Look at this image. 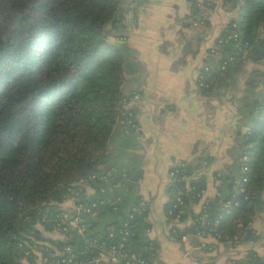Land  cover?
<instances>
[{
	"label": "trees",
	"instance_id": "1",
	"mask_svg": "<svg viewBox=\"0 0 264 264\" xmlns=\"http://www.w3.org/2000/svg\"><path fill=\"white\" fill-rule=\"evenodd\" d=\"M236 1L238 15L220 34L235 29L248 45L245 52H237L226 42L217 57L211 56L209 68L201 72L209 91L215 79L234 82L236 74L245 70L244 59H264V0ZM120 2L0 0V264H26L25 260L38 256L34 247L50 255L65 245L82 246L81 234L60 231L51 219L71 205L68 187L80 177L94 173L89 184L95 188L118 184L124 175L136 178L108 152L115 131L127 126L117 123L115 116L124 83L133 79L139 65L122 33ZM133 91L137 90L128 93ZM241 107L248 128L240 132L239 153L232 164L235 171L230 167L220 173L222 183L218 194L209 198L207 218L218 219L219 230L230 238L240 224L237 239L245 241L260 237L250 228L249 238L244 239L264 205L260 195L264 189V70L249 71ZM192 170V165L179 167L169 186L172 200L180 192L185 194L180 177ZM191 184L195 189L184 195L185 204L197 202L195 191L204 187L195 179ZM80 199L102 200L95 215L85 217V236L90 237H105L108 226L118 227L131 209L120 219L119 198L112 200L105 192L87 198L82 192ZM147 211L133 219L128 245L150 255L151 241L141 235L138 223ZM109 213L114 219L101 224L100 218ZM229 260V264H264V255L249 247Z\"/></svg>",
	"mask_w": 264,
	"mask_h": 264
},
{
	"label": "crops",
	"instance_id": "2",
	"mask_svg": "<svg viewBox=\"0 0 264 264\" xmlns=\"http://www.w3.org/2000/svg\"><path fill=\"white\" fill-rule=\"evenodd\" d=\"M120 6L124 13L122 33L140 64L123 89L137 90L140 97L129 106L131 123L125 129L118 127L108 152L124 172L131 169L136 178L124 175L123 181L108 187L86 184L84 195L92 198L105 192L112 200L119 198L123 205L120 219L139 196L147 198L148 211L138 223L141 235L151 241L149 249L156 253L154 264H229V258L242 256L251 245L264 255L263 234L260 241L237 240L231 244L219 242L212 235L194 236L191 218L199 210L201 199L184 204L180 218L167 212L174 177L171 168L192 165V172L180 178L184 190L195 179L213 198L222 183L220 173L232 167L238 156L240 132L248 128L241 107L244 76L251 69L264 70V59L248 61L247 69L236 74L234 82L215 79L211 91L201 74L213 59L211 44L238 15L237 1L121 0ZM144 37L148 39L146 45L141 42ZM181 39L185 42L179 43ZM226 85L233 88L228 96L222 89ZM119 137L128 140L119 141ZM260 195L264 200V189ZM113 219L109 213L99 222ZM250 228L254 234L264 231V205L255 213ZM240 230L239 224L235 236ZM202 239L213 249L196 245Z\"/></svg>",
	"mask_w": 264,
	"mask_h": 264
},
{
	"label": "built area",
	"instance_id": "3",
	"mask_svg": "<svg viewBox=\"0 0 264 264\" xmlns=\"http://www.w3.org/2000/svg\"><path fill=\"white\" fill-rule=\"evenodd\" d=\"M233 27H237V22H232ZM124 38V37H123ZM231 42L237 52L246 51L248 45L247 40H241L239 33L235 29H231L225 34H220L216 37L213 46H210L209 53L213 57H217L219 54V47L226 43ZM232 55L227 60L232 59ZM227 60H224L221 64V68L225 67ZM205 69L209 68V63L204 66ZM139 97L138 91L124 94L119 99V109L116 115V122L119 124L131 123L133 112L130 109V104ZM245 168V167H244ZM179 170V167L174 166L171 168L170 173L175 175ZM182 178L185 175H181ZM180 177V178H181ZM95 178V174H89L85 177H80L73 186H69V199L71 200L70 207L63 208L51 219L53 220L55 227L60 231H73L81 234L83 237L82 246L79 249H72L69 245L63 246V249L48 254L39 253V259L42 264H154V257L156 253L151 250L150 255L147 253H141L133 250L129 247L128 241L133 234L132 221L133 219L148 210L149 200L143 196H140L137 202L126 213L125 217L121 220L118 227L114 225L108 227L105 237L98 236H85L86 224L85 217L92 216L97 212L99 204L102 200L82 201L80 195L84 192V187L89 184V181ZM246 180L245 177L242 178ZM195 186L191 184L185 191H193ZM184 194V195H185ZM195 194L201 199V206L197 212H195L191 218V226L193 228V235L204 238L206 235H212L215 240L224 244H231L237 240V236L232 238L227 235L223 236L219 230L218 219L209 220L207 218L208 201L209 197L205 192V188H201L195 191ZM183 194H177L172 200L171 204L167 208L169 215H173L176 218H180L183 214L182 207L185 204ZM229 201H226L227 204ZM184 238V235L181 236ZM196 245L207 249L208 251L213 249L212 244L205 240H200ZM37 253V252H35ZM188 251H185L187 254ZM231 262V261H230ZM207 264H217L214 261H209Z\"/></svg>",
	"mask_w": 264,
	"mask_h": 264
},
{
	"label": "rangeland",
	"instance_id": "4",
	"mask_svg": "<svg viewBox=\"0 0 264 264\" xmlns=\"http://www.w3.org/2000/svg\"><path fill=\"white\" fill-rule=\"evenodd\" d=\"M123 32V31H122ZM168 33V32H167ZM168 36H170V34L168 35ZM191 40H192V38H191ZM147 41H148V39H147V37H144V38H142L141 39V42L144 44V45H146V43H147ZM181 42H185L183 39H181L180 40V42L179 43H181ZM214 43H215V40H214V42L211 44V46H213L214 45ZM145 50L146 51H148L149 50V48H148V46H145ZM245 52V51H244ZM138 58V57H137ZM247 60L246 59H244V62H243V65H244V67L247 69V67H248V65H247ZM247 66V67H246ZM139 67H140V64L138 65V70H139ZM241 71V70H240ZM250 71V70H249ZM249 71L246 73V75L244 76V78H246V76L249 74ZM240 73H242V72H238V74H240ZM242 75V74H241ZM168 77V76H167ZM227 82H230V81H228L227 80ZM244 83H245V80H244ZM222 89H225V94H226V96H228L229 94H231V92H232V89L233 88H230V87H227V85L223 88L222 87ZM128 90H124V94H128ZM139 97H140V95H139ZM139 97L136 99V100H138L139 99ZM130 106H131V104H130ZM115 120H116V116H115ZM115 124H117L116 122H115ZM119 139V141H122V140H125V141H127L128 139H126V138H124L123 139V137H119L118 138ZM233 171H235L234 170V168L232 167L231 168ZM45 234H48L49 236H51V237H56V236H58L57 235V233L56 232H53V231H45L44 232ZM264 233V231H260V232H258V234L261 236L262 234ZM238 240V241H237ZM236 241L239 243H241L242 241L241 240H239V239H237ZM261 240V238H259V240L258 241H260ZM45 244H47V243H45ZM262 244H264V243H262ZM250 245H251V243H250ZM232 247V246H231ZM250 247H252V245L250 246ZM34 249V252H37V257L34 259V260H32V261H27V260H25V262H26V264H42L41 263V261H40V259H39V253H40V250L37 248V247H34L33 248Z\"/></svg>",
	"mask_w": 264,
	"mask_h": 264
},
{
	"label": "water",
	"instance_id": "5",
	"mask_svg": "<svg viewBox=\"0 0 264 264\" xmlns=\"http://www.w3.org/2000/svg\"><path fill=\"white\" fill-rule=\"evenodd\" d=\"M73 232L76 233V230H73ZM249 234H250V229L248 228V229L246 230V236H245L244 239H247V235H249Z\"/></svg>",
	"mask_w": 264,
	"mask_h": 264
}]
</instances>
